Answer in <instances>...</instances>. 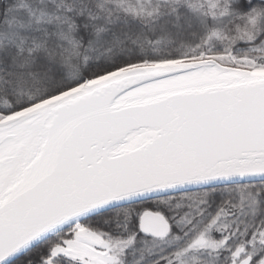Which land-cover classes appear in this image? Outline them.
Instances as JSON below:
<instances>
[{
    "label": "snow or ice",
    "instance_id": "snow-or-ice-1",
    "mask_svg": "<svg viewBox=\"0 0 264 264\" xmlns=\"http://www.w3.org/2000/svg\"><path fill=\"white\" fill-rule=\"evenodd\" d=\"M0 264H264V0H0Z\"/></svg>",
    "mask_w": 264,
    "mask_h": 264
}]
</instances>
